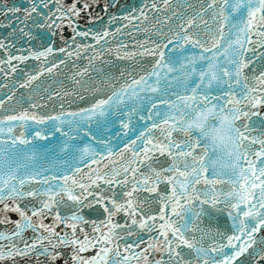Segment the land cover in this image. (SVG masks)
Segmentation results:
<instances>
[{"label": "snow or ice", "instance_id": "obj_1", "mask_svg": "<svg viewBox=\"0 0 264 264\" xmlns=\"http://www.w3.org/2000/svg\"><path fill=\"white\" fill-rule=\"evenodd\" d=\"M97 3L0 0V264H264V0Z\"/></svg>", "mask_w": 264, "mask_h": 264}, {"label": "water", "instance_id": "obj_2", "mask_svg": "<svg viewBox=\"0 0 264 264\" xmlns=\"http://www.w3.org/2000/svg\"><path fill=\"white\" fill-rule=\"evenodd\" d=\"M10 3L12 2H15V3H21V0H9ZM123 3L125 4H134L136 2V0H122ZM104 3V0H98V3L96 4V7H94L92 9L93 12H95L97 15H100L102 17L106 16L105 12L101 10V7L100 5H102ZM108 14H113V15H119L120 12L117 10V9H114V8H110L108 10ZM6 23V20L3 18V17H0V24H4ZM13 23H16V21H13ZM93 23H96L95 21H93ZM89 26V23L87 21V18L85 16L82 15V18H81V24H80V27L81 28H85ZM130 31V30H129ZM136 39H142V35H136L135 37ZM120 39L125 42V43H129V46L131 47L130 45V42L128 40V38L126 37H120ZM72 69H71V62H69V65L67 68L64 69L65 72H70ZM43 80V78H42ZM3 96V92L0 91V98H2ZM8 107H12L14 105H6ZM0 112H3V109H0Z\"/></svg>", "mask_w": 264, "mask_h": 264}]
</instances>
